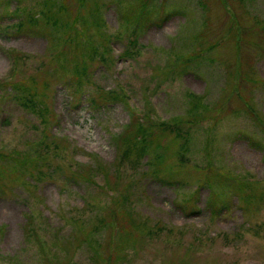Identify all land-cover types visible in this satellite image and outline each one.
Masks as SVG:
<instances>
[{"label": "rangeland", "instance_id": "obj_1", "mask_svg": "<svg viewBox=\"0 0 264 264\" xmlns=\"http://www.w3.org/2000/svg\"><path fill=\"white\" fill-rule=\"evenodd\" d=\"M18 3L19 30L0 0V83L25 76L21 98L0 86V264H264V0Z\"/></svg>", "mask_w": 264, "mask_h": 264}, {"label": "trees", "instance_id": "obj_2", "mask_svg": "<svg viewBox=\"0 0 264 264\" xmlns=\"http://www.w3.org/2000/svg\"><path fill=\"white\" fill-rule=\"evenodd\" d=\"M10 1L11 2L12 1H15V3H16V5H15L16 10H20V12H18L19 19H18V22H17V30H19L23 26L24 23L29 22L25 17L22 16V12L24 10L28 9L29 6H27L26 4H24L25 8L23 9L21 7V5L18 3L20 0H10ZM166 17H168V16H166ZM53 18L55 20H57V17L53 16ZM165 18H164V20H165ZM31 25H33V24H31ZM73 74H74V76L71 79H76V81H78V85H82L83 82H86L87 77L90 75L88 73H85V74L84 73H80V71H78V70H74ZM24 79H25L24 74L21 76V79L20 80H17V81L16 80H13V77L11 76V77L8 78V80H5L4 82L0 83V86H5V88H9V87L12 88V90H9V91H14V95H16L17 97L21 98L23 96V94H22V92L20 90H25L23 88V84H22V81ZM5 88L0 87V89H2V90H4ZM104 93H102L98 97V99H102L103 100L104 98L107 97L105 95H110V94H104ZM108 100H111V101H113V100H120V95L117 94V93H115L111 98H108ZM92 102L94 103V100L93 99H92ZM75 103H77V102L75 101ZM143 117L144 118H147L145 114H143ZM137 125H138V133L134 137V139H135V142L138 144L140 151L141 152H144L146 150L147 145L151 142V139L150 138L149 139L146 138L145 135L148 134L150 136L151 132L149 130L152 127H147L141 121H138ZM160 126H162V129H164V130L171 129V126H170L169 123L168 124H163V125H160ZM160 126L157 125V126H154V127L161 128ZM115 139L117 140V136H115ZM252 144L254 145V143H252ZM126 151L129 152V149H126ZM98 167L100 169H98ZM88 168L91 170V167L90 166H88ZM93 169L104 171V167L102 165H100L99 163H96V165L93 167ZM94 174H97V173L94 172ZM82 178H84V181H86V182H90L91 181V183H94V180L92 179V176L91 175H89V176H80V175L76 174V175H72L71 176V179L72 180H74V179H81V180H83ZM68 180H69V182H71L70 179H68ZM160 181L162 183H165V184L172 183V182L167 181V180H164V179H161ZM106 184L108 186L109 183L107 182ZM100 187H102V186H100ZM104 187L106 189H108L106 186H103L102 188L104 189ZM108 190H112L111 187H109ZM120 195L121 194H118V196H120ZM125 198L126 197L124 196L122 198V200H125ZM111 199H114V200L111 202L112 205L110 206V211H108V215L109 216H107L105 218H104V216L102 217L103 218L102 219V223H103L102 225H104V226L109 225L110 227H111L112 223H115V222H113V221L111 222V221H108L106 219H109V217L111 215V212H113V213L115 212L114 214H116V207H117L116 206V203H118V201H119L117 197L111 198ZM183 211H185V210H183ZM116 216H119V215L116 214L115 217ZM117 222H119V220ZM95 228H97V227H95ZM158 228H160V226ZM94 229L91 230V228H89V229H86L85 228V230H83V228H82V230H80V234L83 235V238L81 239V241H83L84 244L85 243H91V240H92V235L91 234L94 232ZM149 232H151V228H150ZM95 241L96 240H94L93 243ZM118 246L121 247V244L120 245L118 244ZM121 259H124V258H121Z\"/></svg>", "mask_w": 264, "mask_h": 264}]
</instances>
